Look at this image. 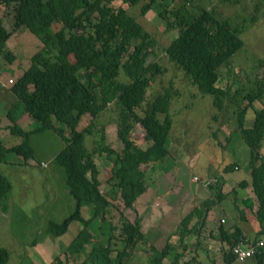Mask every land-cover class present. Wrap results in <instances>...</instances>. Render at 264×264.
Returning a JSON list of instances; mask_svg holds the SVG:
<instances>
[{"label":"trees","instance_id":"16d2710c","mask_svg":"<svg viewBox=\"0 0 264 264\" xmlns=\"http://www.w3.org/2000/svg\"><path fill=\"white\" fill-rule=\"evenodd\" d=\"M120 1L127 6L140 2ZM193 1L181 0L175 9L159 11L158 16L177 30L164 54L184 71L202 94L212 95L213 104L221 110L225 101L230 100L231 89L216 85L218 69L229 65L231 57L242 48L243 41L226 21L217 18L213 9L196 5L195 10L190 11L187 5ZM26 2L20 1L25 13L20 21L14 22L13 28L24 25L41 39L43 46L31 56V65L9 87L16 101L7 109L8 129L12 135L21 137V141L5 147L0 140V163L6 162L8 153H17L26 160L32 157L28 144L30 132L52 128L63 136L65 146L54 160L64 167L65 183L75 207L60 223L50 221L47 232L51 236H62L72 221L80 222L82 228L63 251L65 260L56 257L55 264H69L68 258L75 254L84 255L80 264H111L112 235H108L105 245L98 242L86 250L93 238L92 222L96 218L103 221L110 205L109 198L99 188L101 183L94 155L104 154L109 160L108 180L115 181L123 207L132 208L146 189L141 165L161 162L168 155L166 142L172 125L169 108L173 94L165 88L147 102L141 115L136 112L144 103L150 82L161 72V67L156 62H147L156 45L155 40L127 13L126 8H113L110 5L112 0H36L27 12L29 3ZM155 2L147 0L141 5V15H145ZM54 24L59 25L55 30L52 28ZM11 32L0 16V56L10 63L15 56L5 51V47ZM121 75L128 80L122 81ZM263 94V84L250 89L245 94L247 103L237 111L239 134L250 148V185L257 199L255 217L260 225L256 239L264 235V158L258 153L264 136V108L255 112L251 127L244 126V119L247 109L254 101L261 100ZM111 103L118 109L116 136L122 148L118 152L107 144L100 127L94 129L100 134L99 140H95L93 149L88 150L84 139L86 134L92 133L94 123L91 121L84 129L77 130L78 123L85 115L95 120ZM23 114L33 120V128L29 131L18 125ZM158 115H164L163 119ZM136 125L142 129L145 140L150 142L145 148L134 136ZM65 128L69 130L67 138L64 137ZM234 169L229 165L225 172ZM241 183L246 184L245 181ZM10 187L9 181L0 174V198H6ZM209 203L194 207L181 220L185 233L190 232L186 228L191 218L196 216L199 222L202 221ZM85 206L90 210L87 218L82 216ZM245 206L252 209L250 199L245 201ZM109 229L114 227L109 225ZM122 232L124 246L116 254V264H131L122 259L131 260L133 255L129 248L143 238L139 221H124ZM180 234L181 238L183 233ZM220 238L231 245L243 241L237 228L232 233L222 229ZM169 249L171 245L166 242L157 257L149 259L147 264H162ZM8 258L7 250L0 248V264H5ZM252 258L255 264H264V250H258ZM225 260L232 263L234 257L229 255Z\"/></svg>","mask_w":264,"mask_h":264},{"label":"rangeland","instance_id":"374dc122","mask_svg":"<svg viewBox=\"0 0 264 264\" xmlns=\"http://www.w3.org/2000/svg\"><path fill=\"white\" fill-rule=\"evenodd\" d=\"M20 1L0 2V16L4 24L13 31L7 40L5 51H10L15 56L11 63L3 55L0 56V97L5 94L9 95L3 100L4 111L0 110V116H4L3 123H7L5 110L16 101L9 91L12 85L8 82L9 78H12L14 82L16 80L14 76L31 65V56L43 46L41 39L24 25L17 29L13 28L14 22L20 21L25 13V7H21ZM145 2L147 0H140L139 4L134 6H127L120 0H112L110 3L115 9L119 6L126 8L127 13L151 34L156 43L147 57V62H156L161 67V72L152 78L146 91L145 101L141 107L136 109V112L141 115L147 102L163 92L165 88L170 89L173 94L169 108L172 125L166 142L168 155L161 162L141 165L145 174L144 182L146 187L167 186L162 177L168 170H171L173 177L175 169L172 168L177 164L176 169H180L181 185L192 195H197L198 190L202 189V182L209 178L207 176L209 172L210 177L216 182L213 176L214 173L219 172L221 167H229V164L237 163L240 166L239 171L229 170L225 173L232 177L242 175L248 169L250 148L239 134L237 111L247 103L245 98L247 91L255 89L257 85H264V0H194L187 5L190 11H194L196 5L213 9L217 18L226 21L230 29L236 30L243 41L242 48L231 57L229 65H222L218 69L219 78L216 85L231 89L230 100L225 101L221 110L213 104L212 95L202 94L191 83L184 71L169 61L164 54L165 47L176 37L177 30L169 27L158 16V13L163 9H175L181 0H156L151 9L145 15H141L140 6ZM26 3H29V9H27L29 12L30 8L36 4V0H27ZM58 27V24L52 26L53 30ZM121 79L122 81L128 80L124 75H121ZM3 83L6 86L3 87ZM262 108H264V94L261 100L254 101L247 109L245 127L252 126L255 112ZM117 115L118 109L114 103H111L95 120L90 115H85L80 119L77 130L84 129L91 121L94 123L92 133L86 134L84 139L88 150H92L95 140H99L100 134L94 129L100 127L103 130L105 142L116 151L121 150L122 144L116 136ZM163 117L164 115H158L159 119ZM2 129L0 139L4 146L15 145L17 144L15 142L21 141V137L10 133L8 126H3ZM134 132V136L136 135L139 139L138 144L142 148L147 147L150 142L143 137V131L139 125H136ZM68 136L69 130L65 128L64 137ZM28 144L32 152L31 158L26 160L17 153H8L6 159L11 163H0V174L9 181L11 186L6 198H0V248L6 249L9 253L5 264H42L40 260L42 254L37 250V244L44 242L51 246L48 242V239H51V243H55L58 247L61 244L68 245L82 228L80 222L72 221L63 236H51L47 232L50 221L60 223L73 212L75 207V201L69 194L65 183L64 167L54 160L57 153L65 146V139L54 129L44 128L30 132ZM258 153L260 158H264V136ZM94 161L100 172L98 175L101 183L99 188L109 198L110 205L103 221L96 218L92 222L93 240L88 249L90 250L92 245L98 242L105 245L108 235H112V240H110L112 253L109 257L111 264H116V254L124 246L123 222H133L139 219L141 229L142 217L139 216L140 212L134 206L130 209L124 208L121 204L120 192L115 181L108 180L110 162L106 156L96 153ZM170 175L168 173L165 177L169 180ZM192 176L195 178L190 182ZM222 183L223 177L219 184L211 185L210 192L213 198L219 195ZM233 199V193L218 199L219 206L216 210L215 223H219L222 218L223 226L230 228L233 217L235 218L239 213L235 205L241 206V202ZM82 216L85 218L90 216L87 206L82 208ZM109 225L114 229H109ZM164 236H162L163 239H165ZM148 239L144 233L137 247L129 248V250L133 252V250L140 249L141 253H146L147 257L156 255L164 246V240L154 247ZM44 249L46 250V247ZM62 254H60V259H63ZM56 255L59 254L56 253ZM139 255L138 258L131 260L123 258L122 260L125 263L131 262V264L136 262L147 264L150 258ZM50 257L49 254L48 259ZM55 258L51 264H55ZM80 259L71 260L69 264H76L81 261ZM221 260L222 258L217 261V264ZM253 261L255 262L254 259ZM202 264H212V261L205 260Z\"/></svg>","mask_w":264,"mask_h":264},{"label":"crops","instance_id":"0c3cea01","mask_svg":"<svg viewBox=\"0 0 264 264\" xmlns=\"http://www.w3.org/2000/svg\"><path fill=\"white\" fill-rule=\"evenodd\" d=\"M26 69V68H25ZM22 74V72L14 77H18ZM1 75V73H0ZM1 78V76H0ZM12 78H9V80ZM8 80V82H9ZM4 84V83H3ZM10 84V82H9ZM9 95H1L0 97V110L4 111L5 104L3 103L4 98ZM13 96V95H12ZM11 106V105H10ZM247 112V111H246ZM7 110H5L4 115L7 120V123H3V117L0 116V136L3 131V126H9L10 121L6 117ZM245 124V119H244ZM18 125L25 131H29L31 126L33 125V120L27 115L23 114L18 120ZM8 131V129H7ZM1 140V139H0ZM2 142V140H1ZM18 144V142H15ZM4 145V144H3ZM13 145H7L5 147H11ZM10 161L6 160L5 164ZM27 162V161H26ZM259 162V161H258ZM234 166V170L239 171L240 166L237 163L229 164ZM177 164L172 169L173 177L171 170L166 171L164 173V184L167 186L157 185L154 187H146L145 191L137 197L134 202V208L138 209L141 218V229L142 234L145 233V236L149 238L148 240L153 243L154 247L157 243H160L161 240L165 245L166 242H169L171 245V249L167 252L166 256L162 259V264H202L205 260L212 261V264H217L221 258V262L218 264H230L225 260V257L229 256V250L231 244L220 238L221 230H225L228 233L234 232V229L237 228L241 232V239L243 241L246 240H254L256 239L258 232L260 230V225L258 220L255 217V211L257 209V199L254 195L251 188V164L248 161V169L242 175L237 177H232L229 174L225 175V168H219V172L214 173L217 182H211L213 179L211 173L209 172L207 176L209 178L202 182V186L200 190H198L197 195H192L189 191L183 188L181 185L179 172L180 169H176ZM229 172V171H228ZM100 173V172H99ZM171 174L169 180L165 177L167 174ZM99 175V174H98ZM223 177V183L219 189V195L213 198V195L210 192L212 188L211 185L218 183L220 179ZM195 177L190 178L193 179ZM100 180V179H99ZM210 181L209 184L205 185L206 181ZM245 181L246 184L241 183ZM170 183V184H169ZM166 187V188H165ZM218 193V192H217ZM231 193L234 194L233 200H238L241 202V206L235 205L236 211L239 212L236 217H233V223L230 228H226L223 226L224 220L221 218L219 223H215L216 210L219 206L218 199H221L223 196H229ZM250 199L252 202V209H247L245 206V201ZM207 201L210 203L207 206V212L204 213L202 217V221L199 222L198 218L194 216L187 224V228L190 232L185 233V229L182 228L181 220L194 208L203 205ZM131 209V208H130ZM204 219V220H203ZM139 220V219H138ZM140 221V220H139ZM264 223V222H263ZM199 227V230H198ZM145 228V231H144ZM183 232H182V230ZM180 233H183V236L180 238ZM64 235V234H63ZM62 235V236H63ZM165 235V236H164ZM164 236L165 239L162 238ZM264 235H261L259 238H263ZM161 238V239H160ZM258 238V239H259ZM160 239V240H159ZM91 240H93L91 238ZM141 241V240H140ZM48 242L51 246L46 245L44 242L37 244L36 248L42 254L41 259L42 264H51L54 258L61 257L62 251L65 250L66 244H61L59 247L55 243H51V239H48ZM139 243V242H137ZM137 243L133 246L136 248ZM161 244V243H160ZM39 245H42L39 247ZM91 244L86 245V250L89 251L88 247ZM46 247V250L44 249ZM51 249H50V248ZM35 248V249H36ZM54 250V251H53ZM61 250V252H60ZM264 250V248H263ZM133 257L138 258V254L140 257L146 258H154L156 255H151L147 257L146 253H141L140 249L138 251L133 250L131 252ZM51 255L50 259H48V255ZM56 255L54 258L53 256ZM63 255V254H62ZM81 256V257H80ZM82 258V259H80ZM217 258V260H216ZM80 259L81 261L76 264H80L83 259V254H75L72 257L68 258V262L71 260L77 261ZM252 259V260H251ZM254 258H248L243 261H235L232 264H255L253 261ZM65 260L64 256L63 259ZM70 263V262H69ZM138 264H142L136 262ZM148 263V262H147Z\"/></svg>","mask_w":264,"mask_h":264},{"label":"built area","instance_id":"2783aa9c","mask_svg":"<svg viewBox=\"0 0 264 264\" xmlns=\"http://www.w3.org/2000/svg\"><path fill=\"white\" fill-rule=\"evenodd\" d=\"M10 83H13V80H9ZM2 86H6L2 84ZM214 182V179L210 180ZM210 181H206L205 185L209 184ZM264 247V239H258L256 241L246 240L240 241L236 244L230 246L229 253L234 257L235 261H243L245 259L253 257L258 250H261Z\"/></svg>","mask_w":264,"mask_h":264},{"label":"clouds","instance_id":"9594fccd","mask_svg":"<svg viewBox=\"0 0 264 264\" xmlns=\"http://www.w3.org/2000/svg\"><path fill=\"white\" fill-rule=\"evenodd\" d=\"M259 239H264V237H263V238H259ZM256 240H258V239H254L253 241H256ZM263 248H264V247H263ZM263 248H262V249H263ZM229 255H231V254H229ZM251 258H252V257H251ZM234 260H235V259H234Z\"/></svg>","mask_w":264,"mask_h":264}]
</instances>
